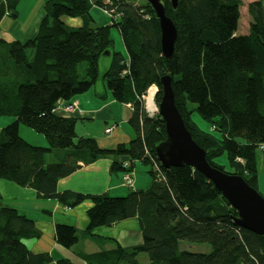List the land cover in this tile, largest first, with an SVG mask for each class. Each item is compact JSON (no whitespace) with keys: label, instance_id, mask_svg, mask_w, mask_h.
I'll list each match as a JSON object with an SVG mask.
<instances>
[{"label":"trees","instance_id":"obj_1","mask_svg":"<svg viewBox=\"0 0 264 264\" xmlns=\"http://www.w3.org/2000/svg\"><path fill=\"white\" fill-rule=\"evenodd\" d=\"M47 0L45 17L35 38L8 42L0 38V119L13 123L0 133V180L34 187L43 197L68 208L91 201L88 210L92 232L136 218L143 243L131 249L115 248L83 254L86 264H264V235L240 228L238 212L204 175L190 166L164 168L156 146L166 139L158 114L149 117L139 98L152 85L162 96L161 78H173L176 106L194 141L205 150L208 163L226 155L234 175L259 191L258 150L264 147V2L263 0H160L178 31L174 56L166 60L161 48L159 20L144 0ZM142 3L139 4L138 2ZM244 1L251 18L249 33L237 35ZM21 0H3L0 23L6 15L16 19ZM114 10L112 24L94 26L91 9ZM80 18L83 26L65 24ZM117 28L128 56L112 51L111 28ZM113 58L105 73L107 88L119 103H129V124L135 138L115 149H102L91 137L78 138L77 119L56 114L60 101L70 102L91 90L99 77V60ZM29 54H31L29 56ZM88 63L86 77L78 65ZM128 69L129 74L122 76ZM196 111L210 124L202 130L193 120ZM24 125L43 135L47 147L34 146L19 132ZM55 151H70L46 164ZM122 156L111 172H133L140 162L152 177L146 190L126 197L57 192V184L78 171V162L91 164L105 157ZM129 168H124V163ZM1 203V201H0ZM35 222L16 209L0 206V264H49L52 257L34 254L25 240L39 239ZM56 242L71 249L78 243L73 226L57 224ZM208 244L210 253L181 249V242ZM57 264H73L67 259Z\"/></svg>","mask_w":264,"mask_h":264},{"label":"crops","instance_id":"obj_2","mask_svg":"<svg viewBox=\"0 0 264 264\" xmlns=\"http://www.w3.org/2000/svg\"><path fill=\"white\" fill-rule=\"evenodd\" d=\"M2 1L0 0V4ZM44 17L45 13L37 12L28 22H22L19 14L16 19L6 15L0 23V38L8 42L16 40L25 42L33 39L38 34L40 23ZM63 20L70 27L83 26V21L80 18H65ZM72 101L78 103L79 111L72 113L65 111L64 107L68 102L61 101L59 102L61 107L54 112L60 116L77 119L76 134L78 138H94L102 149H115L118 145L128 144L135 138V132L129 124L133 113L132 107L129 106V103L116 101L107 87H103L101 93L95 92L81 98L75 97L70 102ZM13 121V118L1 121L0 133L5 126ZM79 121L83 123L82 127L85 131L81 134L77 132ZM111 128H113L112 132L107 134L106 130ZM30 130L24 129L22 126L19 127L21 137L31 145L48 146L43 135ZM68 153L70 151H55L48 154L45 158L46 164H48V156L60 155L59 159H63ZM114 161L123 162L126 161V158L122 156L105 157L88 165L84 161L78 162L81 168L71 176L61 179L57 184V192L71 191L84 195L124 196L126 192L122 182L124 173L111 172V165ZM137 169L135 165L133 188L137 184L139 187L134 190L150 188L152 181L144 176L146 169ZM258 188L259 191H264L260 179ZM0 201L4 206L16 209L21 215L27 216L35 222L42 235L39 239L25 240V244L34 254H49L53 259L49 264H57L61 259H67L73 264H86L81 258L83 254L110 250L115 248L116 243L126 249L143 243L140 225L136 218L119 222L111 227H99L91 233L88 232L87 213L93 206L92 202L88 200L75 208H68L55 199L43 197L34 187H20L13 182L0 180ZM57 224L76 228L78 243L73 248L66 249L56 242Z\"/></svg>","mask_w":264,"mask_h":264},{"label":"water","instance_id":"obj_3","mask_svg":"<svg viewBox=\"0 0 264 264\" xmlns=\"http://www.w3.org/2000/svg\"><path fill=\"white\" fill-rule=\"evenodd\" d=\"M153 8L161 31V48L166 60L174 56L178 31L166 14L160 0H145ZM177 9L179 0H170ZM105 53L104 56H109ZM162 96L158 103L159 114L164 122L166 139L156 146V156L166 169L190 166L213 183L222 196L236 209L235 223L257 235H264V196L251 187L242 176L229 174L212 167L206 152L193 139L176 106L173 78H161ZM1 206V203H0Z\"/></svg>","mask_w":264,"mask_h":264},{"label":"rangeland","instance_id":"obj_4","mask_svg":"<svg viewBox=\"0 0 264 264\" xmlns=\"http://www.w3.org/2000/svg\"><path fill=\"white\" fill-rule=\"evenodd\" d=\"M46 1L47 0H21V2L19 3V6H18V14L21 16L22 22H26V21L28 22L32 18V16L34 14H36L37 12H39V14L45 13V9H44L45 3L44 2H46ZM263 2H264V0H263ZM138 3L141 4L142 2L139 1ZM248 4H249V1H244V6L241 8V18H240L239 25H238L237 35H246V34L249 33V27H250L251 18H250L249 14H248V11H247ZM91 15H92V17L94 19V26H100L101 27V26H107V25H111L112 24L111 16L109 14H107L103 9H101L99 7L94 6L91 9ZM71 19H73V18H71ZM111 37L113 39V45H112V48H111L112 51L120 53L123 56H128V54L126 52V49H125V46L123 44L122 38H121L120 33H119L117 28H115V27L111 28ZM30 55L31 54H29V56ZM112 60H113V58L110 57V56H103L99 60V77H98L95 85L91 88L90 91H88L85 94L77 96V98H81L84 95H92L95 92L101 93L103 87H107L106 80L104 79V75L109 70V68H110V66L112 64ZM87 68H88V63H86V62L81 63V64L78 65V72H79V74L81 75L82 78L86 77ZM156 103H157V101H156ZM157 105H158V103H157ZM189 107L192 110L196 109V105H194V104H189ZM12 118L13 117H3V118L0 119V122L4 121L5 119L7 120V119H12ZM15 120L16 119H14V121ZM192 120L202 130L211 131L210 124L207 121H205L199 115V113L196 110L194 111V113L192 115ZM82 124L83 123L81 121H79V123H78V131H77L78 134H81V132H85L83 130L84 127H82ZM85 124L88 125L87 123H85ZM20 126H22L24 129H29L30 130V128H28V127H26L24 125H20ZM30 131H33V130H30ZM257 153H258L259 179H260V182H261V185H262V189L264 190V162H263L264 152L260 148V150H258ZM59 157H60V155H57V156L50 155V156H48L47 163L51 164V163L57 162L59 160ZM216 162L219 165L224 166L225 172H227V173H233L234 172V170L228 164V160H227L226 155H224L222 157H219L216 160ZM136 169L137 170L146 169V170H144L145 171L144 176L148 177L147 179L152 181V177L148 173L149 172V167L147 168L142 163L138 162L136 164ZM124 187H125L124 191H126L124 193L125 195L124 196H117V197H126L132 190H134L137 187H139V185L137 184L134 188H129L127 186H124ZM143 190H146V189H143ZM259 192L264 196V191H259ZM181 249L189 251V252H193V253H207V254L210 253L211 250H212L210 245H208V244H196V243H190V242H186V241L181 242ZM138 261H139L140 264H147V263H149V257H148V255L146 253H141V254L138 255Z\"/></svg>","mask_w":264,"mask_h":264},{"label":"built area","instance_id":"obj_5","mask_svg":"<svg viewBox=\"0 0 264 264\" xmlns=\"http://www.w3.org/2000/svg\"><path fill=\"white\" fill-rule=\"evenodd\" d=\"M109 3H110V1L107 0L106 5H108ZM104 11L107 14H109L111 16V18H113L114 10L108 9V10H104ZM127 74H129L128 69H126L122 73V76L124 77ZM157 93H158V87L156 85H152L148 88L146 93L139 98V100L142 102L145 113L147 114V116H149L151 118L156 117L159 114V106L156 103ZM129 106H131V105H129ZM59 107H61V106L58 105V108ZM64 109H65V111H67L69 113L79 111L78 103L76 101H72V102L66 104ZM112 130H113V128L107 129L106 133L109 134L112 132ZM261 149L264 152V147H261ZM124 168H129L128 162L124 163ZM122 182H123L124 186H127L129 188H133V186H134V173L130 172V171L124 172Z\"/></svg>","mask_w":264,"mask_h":264},{"label":"bare ground","instance_id":"obj_6","mask_svg":"<svg viewBox=\"0 0 264 264\" xmlns=\"http://www.w3.org/2000/svg\"><path fill=\"white\" fill-rule=\"evenodd\" d=\"M60 102H61V101H60ZM68 103H70V102H68ZM68 103H67V104H68ZM58 105H59V103L57 104V107H56V109L58 108Z\"/></svg>","mask_w":264,"mask_h":264}]
</instances>
